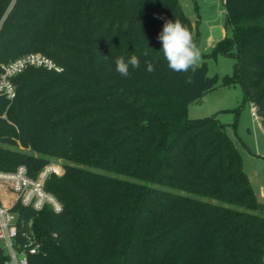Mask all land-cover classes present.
Instances as JSON below:
<instances>
[{"label":"trees","instance_id":"trees-1","mask_svg":"<svg viewBox=\"0 0 264 264\" xmlns=\"http://www.w3.org/2000/svg\"><path fill=\"white\" fill-rule=\"evenodd\" d=\"M224 8L215 50L236 63L222 84L239 82L264 124V0ZM157 16L198 46L179 0H0V72L32 52L63 67H28L13 99L0 93V170L65 168L45 184L61 212L13 208L41 242L29 264H264V203L239 148L217 116L188 115L218 76L202 52L195 71L169 69ZM133 54L140 66L120 76L115 58Z\"/></svg>","mask_w":264,"mask_h":264},{"label":"rangeland","instance_id":"rangeland-1","mask_svg":"<svg viewBox=\"0 0 264 264\" xmlns=\"http://www.w3.org/2000/svg\"><path fill=\"white\" fill-rule=\"evenodd\" d=\"M182 10L190 18L199 32V44L205 58L209 74L218 76V85L210 90L200 102L190 103V118L217 116L226 124L228 135L234 140L241 153L244 170L250 178L256 197L264 203V124L261 117L252 114L253 102L245 100L242 85L236 82L231 85L222 84L225 75H231L236 59L216 51L217 42L222 40L227 30L225 27L224 0H179ZM221 25L225 29L223 37L213 39L211 29ZM230 33V32H228ZM204 61L201 59L199 62ZM55 170L65 171L61 159H53L47 164Z\"/></svg>","mask_w":264,"mask_h":264},{"label":"built area","instance_id":"built-area-1","mask_svg":"<svg viewBox=\"0 0 264 264\" xmlns=\"http://www.w3.org/2000/svg\"><path fill=\"white\" fill-rule=\"evenodd\" d=\"M31 66L58 72L63 70L61 65L41 52L28 53L1 64L0 93L13 99L16 88L12 78ZM252 114L258 118L254 105ZM52 172L62 174L61 169L55 170L48 165L35 178L29 175L25 165H20L13 171L0 170V186L10 195L7 201L0 195V264H29V257L41 250V242L32 228V219L26 223L20 212L13 208L16 204H21L39 211L50 206L55 212H61L63 204L45 187Z\"/></svg>","mask_w":264,"mask_h":264},{"label":"clouds","instance_id":"clouds-1","mask_svg":"<svg viewBox=\"0 0 264 264\" xmlns=\"http://www.w3.org/2000/svg\"><path fill=\"white\" fill-rule=\"evenodd\" d=\"M157 19H164L162 16H157ZM161 44V52L167 67L175 72H187L190 69L195 71L201 60V50L197 46L192 33L179 20L164 19L162 30L156 37ZM147 55V53H144ZM108 56H105L107 59ZM146 63V71L152 73L155 71L153 63ZM116 72L123 77L130 76V67L132 69L140 66V59L133 54L127 61L123 56L117 57L114 60ZM190 82V81H189Z\"/></svg>","mask_w":264,"mask_h":264},{"label":"water","instance_id":"water-1","mask_svg":"<svg viewBox=\"0 0 264 264\" xmlns=\"http://www.w3.org/2000/svg\"><path fill=\"white\" fill-rule=\"evenodd\" d=\"M211 35L213 39H218L224 36L222 26L221 25H214L211 29Z\"/></svg>","mask_w":264,"mask_h":264},{"label":"crops","instance_id":"crops-1","mask_svg":"<svg viewBox=\"0 0 264 264\" xmlns=\"http://www.w3.org/2000/svg\"><path fill=\"white\" fill-rule=\"evenodd\" d=\"M222 30H223V33L225 34V29L224 27L222 26ZM212 37V36H211ZM0 191H1V198L5 201H7L9 198H10V195L4 191V188L2 186H0Z\"/></svg>","mask_w":264,"mask_h":264},{"label":"bare ground","instance_id":"bare-ground-1","mask_svg":"<svg viewBox=\"0 0 264 264\" xmlns=\"http://www.w3.org/2000/svg\"><path fill=\"white\" fill-rule=\"evenodd\" d=\"M6 201V200H5Z\"/></svg>","mask_w":264,"mask_h":264}]
</instances>
